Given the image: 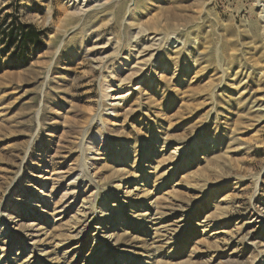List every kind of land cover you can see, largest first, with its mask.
Listing matches in <instances>:
<instances>
[{
    "label": "rangeland",
    "instance_id": "1",
    "mask_svg": "<svg viewBox=\"0 0 264 264\" xmlns=\"http://www.w3.org/2000/svg\"><path fill=\"white\" fill-rule=\"evenodd\" d=\"M261 8L0 0V264H264Z\"/></svg>",
    "mask_w": 264,
    "mask_h": 264
},
{
    "label": "bare ground",
    "instance_id": "2",
    "mask_svg": "<svg viewBox=\"0 0 264 264\" xmlns=\"http://www.w3.org/2000/svg\"><path fill=\"white\" fill-rule=\"evenodd\" d=\"M96 1H98V0H96ZM110 1V0H109ZM260 1L262 2V3H260ZM83 4V3H82ZM257 4L259 5V6H261L262 8H261V14L263 13V15H264V0H257ZM83 6V5H82ZM78 7V6H77ZM82 8H84V7H82ZM79 10H81V9H79ZM83 10V9H82ZM76 12V11H75ZM82 13V12H81ZM134 36H135V34H133ZM137 35H139V34H137ZM137 38H139V37H137V36H135L133 39V41L134 42H137L138 40H137ZM140 41V40H139ZM144 41V40H143ZM149 41V40H148ZM117 44V43H116ZM145 44V43H144ZM143 44V45H144ZM133 46H136V45H133ZM151 46V45H150ZM116 50V49H115ZM142 50V49H141ZM131 51V50H130ZM146 51V50H145ZM133 52V51H132ZM138 53V52H137ZM134 55V54H133ZM140 55V54H139ZM152 55V54H151ZM132 56V53H129V55L127 56V58L128 59H130L129 57H131ZM151 57H153V56H151ZM127 58H125V59H127ZM134 58V57H133ZM125 59H122L121 61H125ZM145 60L147 59V58H144ZM135 60V59H134ZM137 60V59H136ZM120 61V63H119V65H121V62ZM138 61V60H137ZM135 63H136V61H135ZM138 63V62H137ZM142 64H144L143 62H141ZM112 66V65H111ZM134 68H135V66H133ZM137 67H138V65H137ZM131 68L132 67H130V70H131ZM129 70V71H130ZM131 72V71H130ZM132 74H134L133 73V71L131 72ZM130 73V74H131ZM137 72H135V74H136ZM264 73V72H263ZM129 73L128 74H126V75H123L121 78H119L120 79V82H127V80L129 79V75H130ZM115 78V77H114ZM118 80V79H117ZM114 81V80H113ZM123 98V96H113L111 99L112 100H117V99H120V98ZM127 97V96H126ZM125 98V97H124ZM123 100V99H122ZM115 103V102H114ZM261 105V104H260ZM259 105V106H260ZM114 106V105H113ZM257 110V109H256ZM257 112H261L260 113V115H264V112L261 110V109H259ZM210 156V155H209ZM191 175V174H190ZM193 175H195V174H193ZM255 183H256V186H257V183H258V178H255ZM256 196V193L252 196V197H255ZM189 206V205H188ZM260 209V208H259ZM252 212H253V215L255 214L256 216H260V212L256 209V208H253V205H252ZM92 214V213H91ZM85 217V216H84ZM253 218H254V216H253ZM87 219V218H86ZM153 219V218H152ZM156 220V219H155ZM83 221H85V220H83ZM150 221H152V220H150ZM87 223V222H86ZM154 224V223H153ZM251 230V229H250ZM113 233V232H112ZM176 234V233H175ZM96 237V236H95ZM108 237V236H107ZM110 237V236H109ZM244 237V236H243ZM110 239V238H109ZM97 240V239H96Z\"/></svg>",
    "mask_w": 264,
    "mask_h": 264
},
{
    "label": "trees",
    "instance_id": "3",
    "mask_svg": "<svg viewBox=\"0 0 264 264\" xmlns=\"http://www.w3.org/2000/svg\"><path fill=\"white\" fill-rule=\"evenodd\" d=\"M21 41L25 44L39 45L41 43L39 33L32 27L23 25L21 26L20 34ZM13 29H9L7 33V40L13 39Z\"/></svg>",
    "mask_w": 264,
    "mask_h": 264
}]
</instances>
